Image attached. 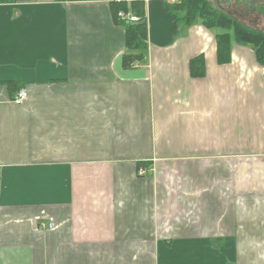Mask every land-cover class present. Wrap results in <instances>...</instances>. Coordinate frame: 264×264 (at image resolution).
Wrapping results in <instances>:
<instances>
[{"label": "crops", "instance_id": "crops-1", "mask_svg": "<svg viewBox=\"0 0 264 264\" xmlns=\"http://www.w3.org/2000/svg\"><path fill=\"white\" fill-rule=\"evenodd\" d=\"M131 1L0 3V264H264V67L142 0L124 68L110 3Z\"/></svg>", "mask_w": 264, "mask_h": 264}, {"label": "trees", "instance_id": "trees-1", "mask_svg": "<svg viewBox=\"0 0 264 264\" xmlns=\"http://www.w3.org/2000/svg\"><path fill=\"white\" fill-rule=\"evenodd\" d=\"M16 1L0 0V3L8 4ZM166 9L168 14L175 17L178 26L188 29L194 24H199L213 34L218 65H226L231 62V46L237 44L250 47L253 50L256 63L264 67L263 32L251 29L234 17L216 10L208 0H176L174 3L167 4ZM110 11L114 23L124 31L123 46L125 50L121 59L122 66L129 68L142 64L147 57L148 48L144 1L113 2L110 3ZM118 12L135 16L137 22L129 24L119 20ZM188 73L192 79L205 77V63L202 55L189 60ZM16 87L18 91L22 85Z\"/></svg>", "mask_w": 264, "mask_h": 264}, {"label": "rangeland", "instance_id": "rangeland-1", "mask_svg": "<svg viewBox=\"0 0 264 264\" xmlns=\"http://www.w3.org/2000/svg\"><path fill=\"white\" fill-rule=\"evenodd\" d=\"M208 2L216 10H220L223 13H226L228 16L234 17L239 22L243 23L244 25H246L247 27L251 29L259 30L264 33V0H208ZM179 27L185 29L182 26H179ZM238 46H242V45H238ZM243 47L244 48L247 47L251 49L248 46H243ZM183 48H184L183 44L179 43L177 46L171 49L170 51L171 57L180 58L182 56L181 52L183 51ZM253 56H254V53H253ZM229 77L234 82V83H230L229 85L230 91L237 92L242 89H245L244 84H246L248 81L246 82L243 77H238V73H235L233 75L229 74ZM251 81H254V80H251ZM137 249L138 247H136V250ZM113 260H116V259L114 258ZM136 260H141V258H132L131 263L135 264ZM143 260L145 264H151V260L149 256ZM122 264H129V260L122 259Z\"/></svg>", "mask_w": 264, "mask_h": 264}, {"label": "built area", "instance_id": "built-area-1", "mask_svg": "<svg viewBox=\"0 0 264 264\" xmlns=\"http://www.w3.org/2000/svg\"><path fill=\"white\" fill-rule=\"evenodd\" d=\"M117 17L119 20L126 21L129 24L137 22V18L131 14H124L122 12H118ZM26 99H27V93L24 89H22L17 93V95L14 97L12 102L15 104H22L23 102L26 101ZM145 173L146 171L144 169H139L137 176L142 177L145 175ZM47 228L52 229V224H48Z\"/></svg>", "mask_w": 264, "mask_h": 264}]
</instances>
